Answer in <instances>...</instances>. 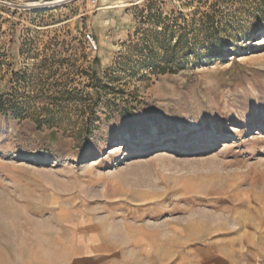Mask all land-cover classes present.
<instances>
[{
	"label": "rangeland",
	"instance_id": "rangeland-1",
	"mask_svg": "<svg viewBox=\"0 0 264 264\" xmlns=\"http://www.w3.org/2000/svg\"><path fill=\"white\" fill-rule=\"evenodd\" d=\"M55 1L0 0V264H264V0Z\"/></svg>",
	"mask_w": 264,
	"mask_h": 264
},
{
	"label": "trees",
	"instance_id": "trees-1",
	"mask_svg": "<svg viewBox=\"0 0 264 264\" xmlns=\"http://www.w3.org/2000/svg\"><path fill=\"white\" fill-rule=\"evenodd\" d=\"M5 94L0 91V114H9L15 118L28 116L32 114L31 108L23 107V105L13 97H5Z\"/></svg>",
	"mask_w": 264,
	"mask_h": 264
},
{
	"label": "bare ground",
	"instance_id": "bare-ground-1",
	"mask_svg": "<svg viewBox=\"0 0 264 264\" xmlns=\"http://www.w3.org/2000/svg\"><path fill=\"white\" fill-rule=\"evenodd\" d=\"M66 2V0H57V1H55V2H53V3H55V5L56 6H61V5H63L64 3ZM47 3H49V1L47 2V1H45V2H43V3H41V2H36V3H33L32 4V7L33 8H42L43 6H44V4H47ZM51 3V2H50ZM52 5V4H51ZM70 28H73L74 27V25H73V23L69 26ZM223 134V132L221 131V130H215V134H214V136H213V142L212 143H217V138H218V136L219 135H222ZM200 150H203V151H205L206 149H207V145L205 144V143H201L200 144ZM139 149V147H135L134 148V150H138ZM126 156H128V155H126Z\"/></svg>",
	"mask_w": 264,
	"mask_h": 264
},
{
	"label": "built area",
	"instance_id": "built-area-1",
	"mask_svg": "<svg viewBox=\"0 0 264 264\" xmlns=\"http://www.w3.org/2000/svg\"><path fill=\"white\" fill-rule=\"evenodd\" d=\"M87 38H88L89 43H90L93 47H95V41L93 40V37H92L90 34H88V35H87Z\"/></svg>",
	"mask_w": 264,
	"mask_h": 264
}]
</instances>
